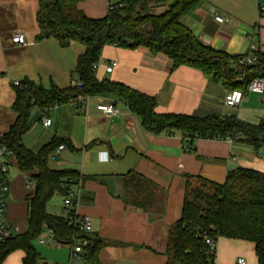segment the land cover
Returning a JSON list of instances; mask_svg holds the SVG:
<instances>
[{
    "label": "crops",
    "instance_id": "0c3cea01",
    "mask_svg": "<svg viewBox=\"0 0 264 264\" xmlns=\"http://www.w3.org/2000/svg\"><path fill=\"white\" fill-rule=\"evenodd\" d=\"M175 0H149L153 13H162ZM264 0H206L181 23L203 43L229 54H247L252 46L264 50V13L258 5ZM78 7L87 16L104 18L109 10L106 0H80ZM40 0H0V135L6 133L17 114L12 110L16 97L15 82L26 80L49 88H68L75 77L78 58L86 47L73 41L63 47L56 38L37 40L41 29L37 16ZM216 16L227 20L218 22ZM21 32L27 41L12 42ZM113 60L118 66L106 72ZM96 75L123 83L157 99L158 113L193 115L228 111L224 104L226 90L211 82L199 69L181 65L163 53L154 54L147 47L126 49L115 45L103 48ZM109 98L89 97L88 112L79 111L71 102L50 108L31 109L30 130L23 136L24 145L38 151L53 138H63L64 149L49 159L55 169H73L79 173L80 190L76 211L89 216L90 236L103 240L99 264H167L170 227L179 219L189 179L202 176L223 183L228 172L240 168L264 173V148L226 140H195L188 149L179 132L154 135L146 131L139 119L121 101L116 113L105 116L97 111ZM251 124L264 123V92L245 94L235 113ZM51 124L45 126L43 117ZM58 146V147H59ZM151 182L153 195L147 210L135 206L138 196L136 179ZM9 192L5 220L23 233L28 228L30 200L35 192L32 173L21 171L15 157L8 171ZM62 197V199L55 198ZM63 193L53 196L48 210L61 214ZM76 244V243H75ZM75 244L48 242L35 245L39 264H93L85 247L73 255ZM24 251L11 252L2 264H23ZM258 264L252 241L220 237L214 264Z\"/></svg>",
    "mask_w": 264,
    "mask_h": 264
},
{
    "label": "trees",
    "instance_id": "16d2710c",
    "mask_svg": "<svg viewBox=\"0 0 264 264\" xmlns=\"http://www.w3.org/2000/svg\"><path fill=\"white\" fill-rule=\"evenodd\" d=\"M79 1L40 0L37 20L41 31L36 39L56 38L63 47L78 41L86 51L78 58L74 71L73 79L80 86L59 88L53 84L46 88L29 80L15 85L16 97L11 108L17 116L9 130L0 135V145L13 151L21 171L32 173L35 192L30 200L27 230L0 241V264L17 249L24 251L23 264H39L35 243L45 228L54 231L59 243L73 245L77 240L87 239L85 250L93 264H99V250L104 244L101 238L69 226L63 215L49 212L48 204L53 196L65 195L69 183L78 182L79 173L49 166V159L64 142L63 138H53L38 151L24 145L23 136L30 130L34 106L46 112L79 97H104L114 103L123 102L143 128L154 135L179 132L190 150L198 139L227 138L248 143L256 150L264 148V123L251 124L236 114L223 118L219 112L158 113L155 96L96 75L106 45L126 49L147 47L154 54L163 53L171 58L174 68L187 65L199 69L211 82L220 84L226 94L233 90L246 94L252 79L264 78V50L254 51L257 57L254 64L234 67L233 63L242 55L215 49L196 37L181 23V18L206 0H175L158 14L151 12L149 0H122V7L100 19L81 11ZM241 75L244 78L238 82ZM135 181L138 196L135 195L133 204L147 210L153 198L149 192L151 182L141 178ZM204 234L215 241L220 237L252 241L258 264H264V173L240 168L228 172L223 183L202 176L186 182L180 217L168 233L167 264H208Z\"/></svg>",
    "mask_w": 264,
    "mask_h": 264
},
{
    "label": "built area",
    "instance_id": "2783aa9c",
    "mask_svg": "<svg viewBox=\"0 0 264 264\" xmlns=\"http://www.w3.org/2000/svg\"><path fill=\"white\" fill-rule=\"evenodd\" d=\"M107 7L109 11L114 10L117 7H122V0H106ZM259 10L264 13V4L259 7ZM218 22L223 23L227 18L223 16H216L215 18ZM12 42L20 45L27 43L25 36L21 32H17L13 38ZM258 48L252 46L250 51L247 54L242 55L237 62L233 63L234 67L238 66H247L257 62V57L254 54ZM118 61L113 60L106 66V72L111 73L118 66ZM244 78V75L238 76V82H241ZM20 82L16 81L15 85H19ZM71 86H80V83L72 79L70 82ZM248 92L250 93H263L264 92V78L255 77L251 80L248 86ZM89 98V97H88ZM88 98L79 97L76 101L72 102L79 111L87 113L86 100ZM245 94L241 90H233L226 94L224 98V104L228 107V111L222 113V117H229L236 113L238 106L244 100ZM97 111L102 112L105 116H113L116 113V107L113 100H109L104 103L101 102L96 107ZM42 123L45 126L51 124V119L48 116H44ZM231 141H234L233 138H227ZM64 149V146L61 145L56 151V155ZM14 158L13 151L8 148L6 145H0V241H5L11 236L19 233V228L9 225L5 220V210L7 203V195L9 192V180H8V171L11 165V160ZM79 181L74 183L71 181L67 187L66 194L64 197V207L63 215L67 221V224L71 227H74L82 232L90 234L92 232V222L89 216L79 215L76 211L80 190L75 189V185H78ZM38 241L41 244L48 242H57L55 239L54 231L51 228H45L44 232L38 237ZM89 243L87 239H80L76 241V244L73 247V255L75 257L77 254L83 251L84 247ZM203 243L206 246V254L208 255V264H214L217 241H215L208 234L203 235ZM72 264V263H70ZM90 264V263H89ZM239 264H246L245 259L239 260Z\"/></svg>",
    "mask_w": 264,
    "mask_h": 264
},
{
    "label": "rangeland",
    "instance_id": "374dc122",
    "mask_svg": "<svg viewBox=\"0 0 264 264\" xmlns=\"http://www.w3.org/2000/svg\"><path fill=\"white\" fill-rule=\"evenodd\" d=\"M55 198H59V199H62V197H57V196H55ZM52 200H53V198H52ZM51 200V204H50V206H52V204H53V201Z\"/></svg>",
    "mask_w": 264,
    "mask_h": 264
}]
</instances>
